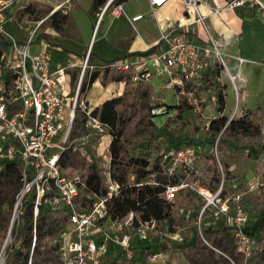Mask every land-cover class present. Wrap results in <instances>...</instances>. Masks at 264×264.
Listing matches in <instances>:
<instances>
[{
  "label": "built area",
  "instance_id": "obj_1",
  "mask_svg": "<svg viewBox=\"0 0 264 264\" xmlns=\"http://www.w3.org/2000/svg\"><path fill=\"white\" fill-rule=\"evenodd\" d=\"M169 0H149L153 8H161ZM184 9L197 17L203 26L206 40L194 43L187 34L178 30L163 34L158 41L160 49L153 56L143 59L140 55L128 56L116 61L99 65L89 63L90 51L82 68L80 81L75 95L71 90L73 69L75 63L69 61L63 66L52 68L51 56L48 52H31V45L44 20L37 21V25L29 30L28 38L24 42H11V52L4 51L0 63V171L6 162H19L23 169L21 194L35 196L34 224L42 208V200L47 193H53L51 203L66 219V224L55 243L61 264H107L106 260L112 247H120L131 259V237L124 232V227H132L139 236L148 234L150 224L157 222H143L139 220L137 227L134 220L139 219L135 212H130L120 221H114L108 214L107 199L120 194L121 185L108 175L106 186L107 195L98 194L91 190L81 175L70 177L59 164L61 154L70 141L78 140L81 146L87 144L88 135L71 140L74 124L77 120V110L87 109L83 100L78 107V98L87 68L91 69L90 76L98 71L127 72L132 74V81L141 83L150 81L153 73L143 68L147 62L157 64L156 73L164 78L163 88L172 90L178 96H189L188 86L193 92L204 82L212 58L220 57L223 66L227 63L221 54L220 46L206 24V17L201 13L200 6L206 5L219 12L209 0H181ZM10 0H0V30L7 17ZM228 8L238 9L257 7L264 11V0H228ZM107 13L114 17L126 16L132 23L143 18L142 14L132 18L124 9V4L117 0H107L98 15L99 25ZM239 67L248 60L241 56H233ZM240 70V69H239ZM232 74L230 80L236 85L237 80L245 82V78ZM69 85L68 96L65 95ZM237 88V86H236ZM68 105H66L67 99ZM193 103V102H192ZM167 107L160 105L152 109V114H167ZM102 129L106 127L98 118L89 116L87 127ZM87 134V133H86ZM86 139L83 140L82 139ZM83 140V142H82ZM78 146V145H76ZM218 140L212 152L218 153ZM205 148L192 146L169 148L162 153L161 166L170 176V181L161 193V197L169 202H175L176 193L184 188L183 175L192 169L194 159L202 158ZM87 179V178H86ZM175 179L174 183L172 180ZM132 180L135 176L132 175ZM181 181L180 183H177ZM142 184V183H141ZM150 184V183H149ZM263 184V183H262ZM223 177L218 189L211 191L199 187V193L205 200L200 212V220L204 214L225 216L231 220L233 233L239 239L242 251L249 248L250 237L245 228L251 220L246 209L243 193L238 186L234 192L227 194ZM260 183L250 186L254 189ZM82 198L79 199V196ZM200 233H202L200 229ZM36 243V236L33 240ZM209 246V242L205 241ZM31 264V260L29 262Z\"/></svg>",
  "mask_w": 264,
  "mask_h": 264
},
{
  "label": "rangeland",
  "instance_id": "obj_2",
  "mask_svg": "<svg viewBox=\"0 0 264 264\" xmlns=\"http://www.w3.org/2000/svg\"><path fill=\"white\" fill-rule=\"evenodd\" d=\"M30 1L33 0H10L7 17L3 23V30H0V42H24L28 38V32L37 25L36 21L18 16L20 10ZM48 2L56 9L61 8L64 13L68 14V20L62 33H55L51 28L40 27V32L49 33L50 40L40 39L35 37L30 49L32 53L38 51L48 52L51 56V63L57 68L63 66L69 61H72L74 51L76 54L75 67L73 69L71 90L75 95L77 85L80 81L82 68L86 60V54L90 51L87 47L94 30L95 19L91 17L92 0H40ZM128 2V1H127ZM127 2L125 4H127ZM145 0H131L127 6L133 10L145 11ZM251 8V15L246 17L254 19L251 23H245L244 41L238 45V42L232 44L231 50L228 52L221 48L228 69H226L220 57L212 58L213 78L207 80L199 86V90L193 94V98L189 96H178L172 90L163 88L164 78H161L157 73V64L155 62H148V69L153 73L151 78V86L157 98L167 107V114H160L154 117L155 122L159 126V130L151 129L155 135V139L161 145L166 146L171 138L185 137V135L194 136L197 139H208L206 131L209 128L211 121L215 118L225 116L228 118V123L233 120H248L253 124L252 131L249 134H237L229 137H221L222 132L217 133L215 141L225 139L218 145L217 155L213 154L214 159L198 158L193 160L192 169L183 175L184 188L176 193L175 201L179 200V205L175 209L177 216V223L170 225L168 223L150 224L151 230L144 237L139 236V233L132 227H124V232L131 237V249L133 250V258L129 259L125 252L120 247H112L109 257L106 260L107 264H263L264 251L262 244L264 240L250 238L249 248L242 251L240 241L235 236L233 231L225 233L221 231L226 226H231V220L225 216H214L211 213H205L202 220H200V212L205 200L199 193V187L216 191L225 177L223 165L228 164L234 181L225 179L226 193L234 192V186H238L244 197L246 209L251 217L255 219L262 212H264V178L261 177L260 168L264 163V154L258 158L259 144H264V11L257 7ZM54 9V10H55ZM254 12L258 13L257 16ZM257 19V20H256ZM260 19V20H259ZM98 20V18H97ZM263 22V23H262ZM104 23V25H103ZM143 22L136 24L137 30L141 36L152 34L155 31V26L150 22ZM110 20L102 21L100 30L97 28L93 41L91 43V50L94 46L95 51H102L106 57L120 55L122 52L106 43L103 35L106 32L107 26L109 28ZM99 30V31H98ZM132 30V29H131ZM137 37H139L137 35ZM140 38V37H139ZM107 48V50H106ZM7 51L11 52V44L7 47ZM124 53V52H123ZM240 54L248 61L243 63L240 68V76L245 78V82L241 80L236 81V85L230 80L228 70L232 74H237L238 61L229 57V54ZM58 63V64H56ZM90 64H94L95 60H89ZM211 63V62H210ZM52 65V66H53ZM211 65V64H210ZM91 74V69L87 68L84 77L87 78ZM113 72L99 73L100 85H95L91 91V95L97 96L102 92L108 93L107 87L114 83H119L112 80ZM102 79H105L106 85L102 84ZM96 80V81H97ZM131 83V82H130ZM134 83V82H133ZM132 84V83H131ZM135 84V83H134ZM137 85V84H136ZM237 86V88H236ZM69 85L66 86L65 95L68 96ZM102 88V90H101ZM81 87L80 92H82ZM90 89L82 92L81 100H83L87 109L82 108L77 110V120L74 124L71 140L81 137L83 128L86 127L84 135L90 136L87 142L86 156L89 158L88 164H94L98 175L102 178L105 188L108 184V175L111 170V157L107 152V148L112 141V136L109 133L108 127L97 129L87 127L89 113L93 110L86 102V96ZM123 92V91H122ZM223 93L225 96V109L220 110L219 94ZM112 95H115L112 92ZM68 98L66 105H68ZM193 102L194 108L183 112V118L179 121L174 120V114L178 112V105ZM84 123V124H83ZM80 124V125H79ZM79 125V126H78ZM87 133V134H86ZM255 133L256 135H252ZM160 138V139H159ZM83 139V137H82ZM154 139V140H155ZM86 140V139H83ZM82 140V142H83ZM80 141L74 140L66 144V147L77 148L81 146ZM215 143L208 141L206 149H213ZM78 145V146H76ZM147 143L134 144L133 148L136 151H144ZM194 148L204 146L193 145ZM155 149V154L157 150ZM155 157V155L153 154ZM66 173L67 170L64 169ZM81 175L82 180H86L87 175ZM170 181V176L167 175L166 170L161 167L159 171L149 174L142 183H150L152 185H163L165 187ZM181 181L178 180L177 183ZM254 189L250 186L254 183ZM263 183V184H262ZM22 192V186H19V193L15 197L14 212L12 220H18L20 213L29 203H33V209L36 201L26 194L23 196L21 202H18L19 196ZM53 193H47L42 200V208L39 215L49 216L55 218L58 214H62L59 210L49 203L52 199ZM82 196H79V199ZM1 202V197H0ZM18 209L16 211V207ZM1 212V211H0ZM16 213V215H15ZM1 214V213H0ZM11 220V221H12ZM250 222V220H249ZM248 222V223H249ZM12 226V228H13ZM11 227V224H10ZM212 228L217 231L215 234V246H212L211 253H204L198 250L193 243L194 234L199 233L202 240L210 242V236L204 234V230ZM10 229V228H9ZM63 229V228H62ZM200 229L202 233H200ZM62 231V230H61ZM12 232V230H11ZM9 233V231H8ZM58 236V235H57ZM7 242L6 247L4 244ZM19 241H14L12 233L4 241L0 253L4 254L2 264L6 263V248L13 244H18ZM143 245H140V244ZM206 243V242H205ZM210 244V243H209ZM166 249H163V247ZM135 247V248H134ZM5 251V252H4Z\"/></svg>",
  "mask_w": 264,
  "mask_h": 264
},
{
  "label": "trees",
  "instance_id": "obj_3",
  "mask_svg": "<svg viewBox=\"0 0 264 264\" xmlns=\"http://www.w3.org/2000/svg\"><path fill=\"white\" fill-rule=\"evenodd\" d=\"M107 0H93L91 17L95 19L94 30L97 24L98 12L105 5ZM129 0H117L119 3H124ZM59 8V7H58ZM54 7L49 3L33 0L28 2L19 12L20 18H26L33 21L44 20L41 27L51 28L57 33H62L65 24L68 20V14L64 13L61 8L54 11ZM243 8L235 9L241 16ZM101 26V25H100ZM99 26V30H100ZM98 30V31H99ZM37 40L44 39L49 41L50 35L47 32H38ZM10 42H0V63L1 58ZM156 50L137 55L146 57L150 56ZM133 56V55H128ZM125 56V57H128ZM91 60L99 59L98 64L104 65L114 60H104L97 56L94 52V46L90 52ZM109 73V70L106 71ZM75 72L73 78H75ZM213 74L207 72L205 74L204 83L214 79ZM99 78V72L95 71L91 76L83 78L82 92L90 89L93 83ZM113 81L124 82L123 92L115 97L105 100L100 106L93 108L89 113L91 117L98 118L103 125L109 128V133L112 136V141L107 148V152L111 157V177L121 185L120 194L108 197L107 210L108 214L114 221H120L130 212H135L139 219L134 220L135 227L138 222H157L158 224L168 223L171 226L177 223L175 209L179 205V200L169 202L161 197V193L165 190L163 185H152L142 183V181L151 173L161 169V156L165 150L169 148L188 147L191 144H203V148L208 145V141L215 143L217 133L222 132L221 137H229L237 134H249L252 131L253 124L248 120H233L228 123V118L221 116L211 121L209 128L206 131L208 139H197L189 135L185 137L171 138L166 146H163L154 137L151 129L159 130V126L154 120L157 115L152 114L154 107L165 105L160 101V98L155 96L150 81L141 83H133L132 74L127 72H114ZM132 84H131V83ZM102 84L106 85L105 79H102ZM137 84V85H136ZM199 90V89H198ZM196 90V91H198ZM187 91L192 93L189 97L193 98L195 92L188 86ZM79 93L78 107L80 106L81 96ZM220 110L225 109V96L219 94ZM194 108L192 102L177 106L178 112L174 114V120L179 121L183 118V112ZM84 124V123H83ZM80 125V124H79ZM78 125V126H79ZM83 128L81 135L85 134L86 127ZM252 135H256L253 133ZM155 139V140H154ZM160 139V138H159ZM225 139H219L218 145L224 142ZM147 143V150L136 151L134 144ZM157 154L155 149L158 148ZM260 150L258 158L264 154V144H259ZM85 146L77 148L67 147L61 154L59 159L60 166L67 170L70 177L78 176L79 174L87 175L88 187L98 194L107 195V190L102 182V178L98 175L94 164H88L89 158L86 156ZM155 155V157L153 156ZM202 158L214 159L212 149L205 148V154ZM225 179L233 182L235 179L231 174L230 167L226 163L223 165ZM23 169L19 162H6L3 170L0 171V252L4 241L7 237L11 220L14 212L15 197L19 193V186H22ZM132 175L135 180H132ZM264 178V163L261 165L260 174ZM175 179L172 180L174 183ZM142 183V184H141ZM35 196L33 192L32 198ZM33 203H29L22 210L18 220L12 228V237L14 241H19L18 244H13L6 248V263L5 264H61L58 246L55 243L57 235L60 234L62 228L66 224V219L58 214L55 218L49 216H38L37 224H34ZM58 211V210H55ZM233 226H226L221 229L225 233L233 231ZM246 233L250 238L264 240V212L255 219H251L245 228ZM204 234L210 236V245L215 246L216 230L212 228L204 230ZM193 243L195 247L204 253H211L212 248L205 243L198 232L194 234ZM34 236L36 243L34 244ZM264 243V242H263ZM140 245H143L142 243ZM163 249L166 247L162 246ZM264 248V244L261 245ZM135 248V247H134ZM264 251V249H263ZM264 264V263H263Z\"/></svg>",
  "mask_w": 264,
  "mask_h": 264
},
{
  "label": "crops",
  "instance_id": "obj_4",
  "mask_svg": "<svg viewBox=\"0 0 264 264\" xmlns=\"http://www.w3.org/2000/svg\"><path fill=\"white\" fill-rule=\"evenodd\" d=\"M130 1L131 0H129L127 4H129ZM209 1L213 3L214 8L217 7L220 9L219 12H215L213 8H210L206 5H201L200 11L206 17V24L210 28L213 36L218 42V45L220 46V50L221 48H223L225 49L226 52H228L229 50H231L232 44L234 42H238V45H240V43H243L244 34L246 32L245 23H251L250 21L254 20L246 17L247 14L251 15L250 14L251 8L248 7L243 8L241 10L242 15L240 16L235 9L228 8L226 6L228 0H209ZM125 3L126 2L123 3L124 9L130 18L139 14H142L143 18L132 23L124 15L121 17H114L111 15V13H107L102 21L105 22L108 19L110 20V24H109V28L107 26L103 38L106 43H110V45L115 46L118 49V51L122 53L120 55L106 57L103 53H101L102 51H95L94 49V52L97 53V56L101 59L104 60L122 59L128 55H137L139 53H146L155 49L156 51L151 54L153 56L160 49L158 41L161 38V36L163 34L175 30L186 33L187 37L194 43H201L204 42V39L205 40L207 39L202 24L197 21V17L194 14H190L184 9L181 0H169L161 8H153L149 0H145L146 3L145 11L133 10V8L131 9ZM49 4L52 6L55 5L51 3ZM100 10L98 14L100 13ZM91 11H92V7H91ZM254 14H256L257 16L259 15L256 12H254ZM102 21L99 25L96 24V28L95 30H93V33L91 34V38L87 47L90 50V52H91V43L93 41V37L95 35L97 28L102 24ZM139 22H143L142 23L143 27L145 22H147L148 24H150L151 22V24L155 26V31L152 32V34H147L144 37L141 36L136 26V24ZM137 35L140 38L137 37ZM69 54H73L72 61L73 60L76 61V57H77L75 55L76 53L74 51H70ZM228 54L229 57L235 61L237 60L234 59L233 56L242 57V55L240 54L237 55L235 54L232 55L231 53ZM141 58L143 59L144 57ZM94 60L95 63L96 62L98 63L99 59L96 58ZM147 63L144 64L143 68L146 69L148 68ZM213 64L214 62H211V65L207 72L210 73L214 72L213 71L214 67H212ZM237 64H238L237 72H239L240 71L239 63L237 62ZM52 65L53 64L51 63V66ZM55 66L53 65L52 68H55ZM95 85H100V81L97 80L93 83L92 87L90 88L86 96V102L90 108H95L97 106H100L105 100L120 95L124 89L125 83L119 82L117 84L116 83L111 84L110 86L107 87L109 89L107 90L108 93L104 91L100 95L93 96L91 95V91ZM112 92H114L115 95H112Z\"/></svg>",
  "mask_w": 264,
  "mask_h": 264
},
{
  "label": "bare ground",
  "instance_id": "obj_5",
  "mask_svg": "<svg viewBox=\"0 0 264 264\" xmlns=\"http://www.w3.org/2000/svg\"><path fill=\"white\" fill-rule=\"evenodd\" d=\"M70 90V89H69ZM69 90H68V92L67 93H69ZM22 199H23V194H20V196H19V201L18 202H21L22 201ZM17 209H18V205H17V207H16V211H17ZM15 215H16V213H15ZM5 252V251H4ZM3 257H4V254L3 253H0V264H2V262H3Z\"/></svg>",
  "mask_w": 264,
  "mask_h": 264
},
{
  "label": "water",
  "instance_id": "obj_6",
  "mask_svg": "<svg viewBox=\"0 0 264 264\" xmlns=\"http://www.w3.org/2000/svg\"><path fill=\"white\" fill-rule=\"evenodd\" d=\"M56 10H58V8H56L54 11H56ZM13 223H14V220L11 221V227H10V229H9L8 237H9L10 234H11V230H12ZM6 244H7V242H5V244H4V248L6 247Z\"/></svg>",
  "mask_w": 264,
  "mask_h": 264
}]
</instances>
